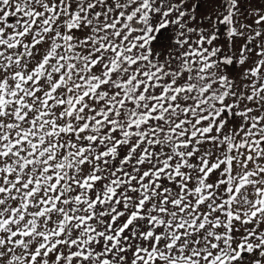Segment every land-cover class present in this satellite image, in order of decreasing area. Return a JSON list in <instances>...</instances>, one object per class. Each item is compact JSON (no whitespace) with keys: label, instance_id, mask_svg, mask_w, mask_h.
<instances>
[{"label":"snow or ice","instance_id":"6c2138e0","mask_svg":"<svg viewBox=\"0 0 264 264\" xmlns=\"http://www.w3.org/2000/svg\"><path fill=\"white\" fill-rule=\"evenodd\" d=\"M0 264H264V0H0Z\"/></svg>","mask_w":264,"mask_h":264}]
</instances>
